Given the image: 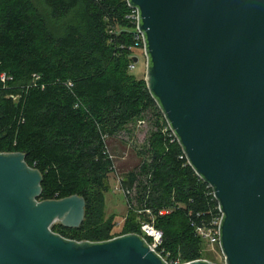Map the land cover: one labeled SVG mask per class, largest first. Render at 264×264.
Segmentation results:
<instances>
[{"label": "water", "instance_id": "1", "mask_svg": "<svg viewBox=\"0 0 264 264\" xmlns=\"http://www.w3.org/2000/svg\"><path fill=\"white\" fill-rule=\"evenodd\" d=\"M127 2L139 11L147 87L223 213V263L185 264H264V0ZM42 181L24 153L0 152V264H168L138 233L55 232L82 225L86 200H42Z\"/></svg>", "mask_w": 264, "mask_h": 264}, {"label": "trees", "instance_id": "2", "mask_svg": "<svg viewBox=\"0 0 264 264\" xmlns=\"http://www.w3.org/2000/svg\"><path fill=\"white\" fill-rule=\"evenodd\" d=\"M129 11L127 0H0V152H22L41 172L40 199L86 200L78 231L60 224L55 232L108 240L116 237L102 211L107 179L116 171L109 141L156 111L150 161L122 186L137 183L143 208L152 209L164 232L163 247L196 260L204 242L192 222H209L217 202L181 158L179 142L163 132V113L145 79L129 69L138 56L130 49ZM133 211L125 234L140 232L139 217L149 219Z\"/></svg>", "mask_w": 264, "mask_h": 264}, {"label": "rangeland", "instance_id": "3", "mask_svg": "<svg viewBox=\"0 0 264 264\" xmlns=\"http://www.w3.org/2000/svg\"><path fill=\"white\" fill-rule=\"evenodd\" d=\"M135 51L139 61L136 63V68L130 71L135 77L145 79L146 56L144 50L136 49ZM156 113V111L150 112L147 121L129 125L128 130L122 131L109 141L108 151L114 160L116 171L111 173L107 179L108 190L104 194L102 211L104 223L112 225L110 236L125 234L128 229L126 217L132 214V210L138 213V210L144 207L142 203L144 200L137 183L132 186V196L127 198L123 190L122 181L127 179L126 175L133 170L139 173L141 165L146 161H150V138L153 132L156 131L158 122ZM141 179V176H139L138 180L141 181ZM129 202H131L132 208L129 206ZM163 212L167 213V211ZM145 216V218H152L156 223L157 217L153 212ZM59 225L60 222H56L53 226L58 228L57 226ZM68 229L70 232L78 231V228ZM201 253L203 258L213 262L221 263L224 261L221 249L207 242L201 245Z\"/></svg>", "mask_w": 264, "mask_h": 264}, {"label": "built area", "instance_id": "4", "mask_svg": "<svg viewBox=\"0 0 264 264\" xmlns=\"http://www.w3.org/2000/svg\"><path fill=\"white\" fill-rule=\"evenodd\" d=\"M126 17L134 24L133 36H134L135 45L131 46L130 49H133V50L142 49L144 50V53H145V39H144L143 33L139 30V11L138 9L130 7V11ZM136 63L137 62H132L129 65V69L134 70L136 68ZM163 132L165 133V135H167L170 138L171 142L178 141L174 131L172 130L170 124L166 121V119H165V125L163 127ZM181 158H185L187 161V164H189L187 156L184 152ZM198 177L202 179L200 176ZM207 189H208L207 195L212 197V200L217 202V206L215 207V212L214 214H212V217L210 218L209 222H201V223H199L198 221L192 222L193 232H194V235L200 238L204 243L207 242L211 245L218 246V248L221 249L220 247V225H221L223 213L215 197L214 190L210 184H207ZM123 190L127 198L129 196H132V192H133L132 189H127V190L123 189ZM130 203L131 202H129V206L132 208V204ZM151 213H152V209L150 208H143V209L138 210L139 215L151 214ZM161 213H164V212L161 211ZM198 216H200V214ZM139 227H140V232L138 234L141 237H143L148 243V245L153 250H155L163 258V260L166 261L168 264H185L190 261H193V260L185 261L181 257H174L170 251L166 250L163 247L164 232L163 230H161L160 228L156 226V223L154 222L152 218L149 217V219H143L142 217H139ZM199 259L209 260L203 257Z\"/></svg>", "mask_w": 264, "mask_h": 264}, {"label": "crops", "instance_id": "5", "mask_svg": "<svg viewBox=\"0 0 264 264\" xmlns=\"http://www.w3.org/2000/svg\"><path fill=\"white\" fill-rule=\"evenodd\" d=\"M146 56V55H145ZM138 57V56H137ZM139 58V57H138ZM146 66H147V57H146Z\"/></svg>", "mask_w": 264, "mask_h": 264}]
</instances>
